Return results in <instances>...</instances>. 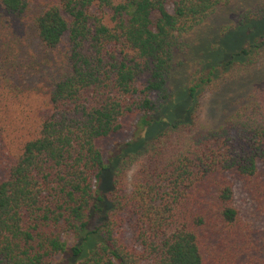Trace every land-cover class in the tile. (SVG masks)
Listing matches in <instances>:
<instances>
[{
  "label": "trees",
  "instance_id": "obj_1",
  "mask_svg": "<svg viewBox=\"0 0 264 264\" xmlns=\"http://www.w3.org/2000/svg\"><path fill=\"white\" fill-rule=\"evenodd\" d=\"M231 1L0 0V264H264V217L235 192L264 216V2L211 48ZM209 84L233 105L216 126ZM133 114L145 135L112 169L105 143Z\"/></svg>",
  "mask_w": 264,
  "mask_h": 264
},
{
  "label": "rangeland",
  "instance_id": "obj_2",
  "mask_svg": "<svg viewBox=\"0 0 264 264\" xmlns=\"http://www.w3.org/2000/svg\"><path fill=\"white\" fill-rule=\"evenodd\" d=\"M43 1L44 0H31V2H33L36 5L41 4ZM258 2H264V0H233L231 1L229 6L218 10V12L215 15H213L211 19L207 22V25L205 27V31L210 32V36H211L209 44L207 45L208 46L211 45V48H212V46L214 45L212 40H213V37L216 36L215 31H217V29H219L221 25H226L230 23L243 9H245L246 7L252 6ZM203 29L201 30L202 32H203ZM197 34L198 33H195L193 36H191V39L197 40L201 33H199L198 37H195ZM255 34H257V30L253 29L252 31L247 32L246 36H248V38L251 40V39H255V37L257 36ZM203 39H207L208 41L209 38L205 36ZM258 60H260V62L255 64V68L260 71L256 74L255 77L256 79H260L259 85L264 87V58H260ZM193 61H194V57L190 60V63H188L187 61L186 65L184 66L186 67V73H187L186 75H187L188 81L194 80L192 79V76H191V74H194L196 72V66H194ZM181 74L182 72L179 74V76ZM196 76L197 75H195V77ZM183 80H186V79H184L183 77H178V78L176 77L173 80V84H175L176 86H179L181 84V81ZM192 82L194 83L195 81H192ZM235 88H236L235 86H232V90H234ZM228 90L229 89H227V91ZM231 95L234 96V94L232 93ZM228 99H230L229 94H226V93L223 94L222 92H216V90L212 87V85L210 84L205 85L201 93L197 95V100L199 104L198 105L199 115H200L201 120L210 126H216L218 122L221 120V118L223 117V115L225 114V112L231 111L233 108V105L231 104L232 101ZM178 111H179V105L175 109L170 111L169 114L171 116H175L178 114ZM138 119H139L138 114H133L127 117L124 120L123 130L119 134L115 135L114 137L106 141L105 148L107 150V154L109 153L107 157L111 156L112 158L111 165H110L112 169L114 168L113 167L114 166L113 162L115 160L114 158H116L117 155L121 153V149L124 147V144L127 142H131V141L135 142L139 138L145 135V129H140L139 127H137ZM169 122L171 121H164V123H169ZM105 173L106 171H104L102 175ZM110 179H111V175L109 176V179H105V182L104 180H102V182L100 183V188L103 191L108 190L110 186ZM235 192H236L237 202H239V204L242 207V212L248 218H252V220L258 223L257 217H264V216H261L260 213L256 212L255 204L252 202V200L250 201L248 199L249 196L243 190L241 182H236ZM261 221L264 222V218H262ZM71 242H72V239H68V244H71ZM60 261H61V257H56L53 261V264H57Z\"/></svg>",
  "mask_w": 264,
  "mask_h": 264
}]
</instances>
